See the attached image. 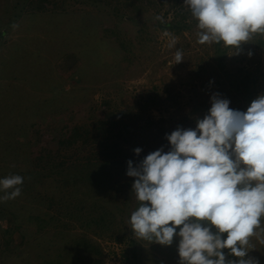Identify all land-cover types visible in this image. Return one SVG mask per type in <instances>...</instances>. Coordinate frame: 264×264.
<instances>
[{
    "label": "rangeland",
    "instance_id": "1",
    "mask_svg": "<svg viewBox=\"0 0 264 264\" xmlns=\"http://www.w3.org/2000/svg\"><path fill=\"white\" fill-rule=\"evenodd\" d=\"M97 1L0 0V28L22 4L0 46V179L24 178L21 195L0 202V264H180L178 236L164 246L132 232L130 216L140 204L134 177L113 189L78 182L62 188L63 178L80 173L92 155V129L108 113L125 124L136 119L122 146L136 168L152 152L170 151L173 131L195 130L214 95L240 112L264 95V34L227 48L221 69L213 44L197 43L192 16L179 34L160 28L158 21L182 13L184 0ZM246 74L248 91L229 87ZM95 219L89 228L82 224ZM8 228L13 244L3 252ZM76 239L101 255L75 250ZM261 239L264 233L250 238L245 259L264 264Z\"/></svg>",
    "mask_w": 264,
    "mask_h": 264
},
{
    "label": "clouds",
    "instance_id": "2",
    "mask_svg": "<svg viewBox=\"0 0 264 264\" xmlns=\"http://www.w3.org/2000/svg\"><path fill=\"white\" fill-rule=\"evenodd\" d=\"M184 5L197 22L199 44L238 49L253 34H264V0H184ZM182 60L176 51V63ZM167 140V153L154 151L136 168L128 162L126 174L135 178L132 191L140 202L130 216L132 232L164 246L178 236L180 264H258L245 257L250 238L264 233V95L246 112L214 95L195 130L177 129ZM23 181L19 175L0 179V202L20 196ZM224 249L237 259H227Z\"/></svg>",
    "mask_w": 264,
    "mask_h": 264
},
{
    "label": "trees",
    "instance_id": "3",
    "mask_svg": "<svg viewBox=\"0 0 264 264\" xmlns=\"http://www.w3.org/2000/svg\"><path fill=\"white\" fill-rule=\"evenodd\" d=\"M174 1L177 2L178 0ZM94 3L97 4L99 1L96 0ZM18 5L20 7L22 4L19 3ZM18 5H16L14 9L16 8V10L20 13L13 16V21L9 25L1 27L4 29L0 30V46L5 43L12 24L22 13L21 9L17 7ZM184 6L185 5L182 4L179 8L182 13L180 15L173 16L170 21H158L160 28L162 30L173 32L174 34H179L180 32L189 29L191 25L187 23V19L192 15L190 9L188 7L186 9ZM213 46L215 48V53L217 54V65L222 69L224 66L223 62L227 48H223L222 42L220 44L213 43ZM249 81V76L246 74L239 77L237 81L229 83V87L234 91H238L240 89H246V91H248ZM155 104L156 103L152 102L151 106ZM135 123L136 119H130L128 124H125L121 120L113 119L112 113L106 114L103 120L97 121L92 129L93 134L89 141L90 143H88V145L92 147V151L88 154L92 155L86 157L85 160L82 161L81 166H79L78 169V171H80L78 175L68 174V177L63 178L62 188H68V186L74 185L77 182L83 184L86 183L100 189L108 185H110L109 187L111 189H113V187H118L120 180L123 177H126L128 162L131 161L129 154L125 152L122 146L124 143H130V139H128L127 136H130L129 133H132L129 129L135 125ZM148 123L149 121L146 122L147 125ZM4 216L5 210L2 206H0V218ZM36 219H39V217H36ZM46 222H48V220ZM82 222L83 226L87 228L91 226L92 222L99 223L98 219L92 221L86 220ZM3 233L6 235V238L4 240V250L1 251L8 252L10 245L13 244L11 235L12 231L8 228L5 229ZM73 246L75 250H79L84 254L94 253L95 255H101V252L86 239H76L73 242ZM132 252V257L134 258V262H136V255L133 250ZM55 261V264H60L59 261ZM45 264L54 263L53 261H47ZM94 264H98V261Z\"/></svg>",
    "mask_w": 264,
    "mask_h": 264
}]
</instances>
